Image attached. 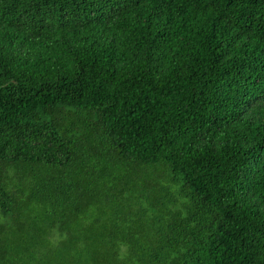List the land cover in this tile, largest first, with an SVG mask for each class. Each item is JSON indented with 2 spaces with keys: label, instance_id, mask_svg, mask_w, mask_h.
Segmentation results:
<instances>
[{
  "label": "trees",
  "instance_id": "16d2710c",
  "mask_svg": "<svg viewBox=\"0 0 264 264\" xmlns=\"http://www.w3.org/2000/svg\"><path fill=\"white\" fill-rule=\"evenodd\" d=\"M0 264H264V0H0Z\"/></svg>",
  "mask_w": 264,
  "mask_h": 264
}]
</instances>
